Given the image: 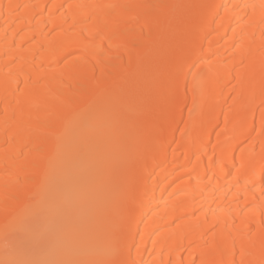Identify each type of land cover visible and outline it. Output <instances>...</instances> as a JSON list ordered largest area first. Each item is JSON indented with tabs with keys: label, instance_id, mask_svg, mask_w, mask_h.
<instances>
[{
	"label": "bare ground",
	"instance_id": "1",
	"mask_svg": "<svg viewBox=\"0 0 264 264\" xmlns=\"http://www.w3.org/2000/svg\"><path fill=\"white\" fill-rule=\"evenodd\" d=\"M0 264H264V0H0Z\"/></svg>",
	"mask_w": 264,
	"mask_h": 264
}]
</instances>
